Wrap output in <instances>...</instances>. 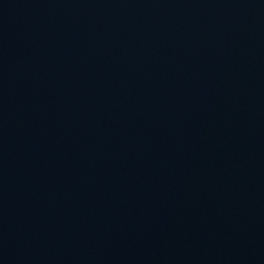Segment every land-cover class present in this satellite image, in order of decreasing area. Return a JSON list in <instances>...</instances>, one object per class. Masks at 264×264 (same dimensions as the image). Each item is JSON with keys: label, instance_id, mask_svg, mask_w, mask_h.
Wrapping results in <instances>:
<instances>
[{"label": "water", "instance_id": "water-1", "mask_svg": "<svg viewBox=\"0 0 264 264\" xmlns=\"http://www.w3.org/2000/svg\"><path fill=\"white\" fill-rule=\"evenodd\" d=\"M0 264H264V0H0Z\"/></svg>", "mask_w": 264, "mask_h": 264}]
</instances>
